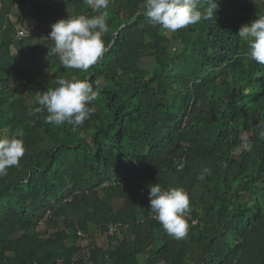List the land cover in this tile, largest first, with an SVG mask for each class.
<instances>
[{
	"label": "trees",
	"instance_id": "obj_1",
	"mask_svg": "<svg viewBox=\"0 0 264 264\" xmlns=\"http://www.w3.org/2000/svg\"><path fill=\"white\" fill-rule=\"evenodd\" d=\"M143 2L110 0L107 50L84 72L50 51L55 22L97 14L84 0H0V136L23 131L26 149L0 176V264H264V65L238 36L264 0H217L213 19L166 34ZM12 16L46 28L19 38ZM60 77L105 84L81 126L33 114ZM155 183L189 193L185 238L155 219Z\"/></svg>",
	"mask_w": 264,
	"mask_h": 264
},
{
	"label": "clouds",
	"instance_id": "obj_2",
	"mask_svg": "<svg viewBox=\"0 0 264 264\" xmlns=\"http://www.w3.org/2000/svg\"><path fill=\"white\" fill-rule=\"evenodd\" d=\"M84 3L97 14L69 15L55 22L50 32V39L54 42L50 51L65 69L87 72L103 57L108 47L103 34L109 30L107 9L110 0H84ZM218 7L217 0H144L142 4L149 23L153 27L159 26L165 34L213 19ZM29 33L27 30V35ZM238 36L247 42L250 59L264 65V15L242 25ZM177 51L176 46L169 49L170 54ZM55 83L56 87L37 95L35 100L39 106L33 109V114L46 110L45 122L56 126H81L95 114L94 102L105 87L101 79L93 83L88 78L60 77ZM23 137V131L0 136V176L6 175L9 168L18 166L25 155ZM182 159L186 162L185 157ZM207 175H211V168L205 166L198 179L204 180ZM149 188V207L155 213V219L168 235L185 238L192 211L189 193L183 187L162 188L159 183ZM98 241L100 245L104 244L103 238L99 237ZM112 242L116 244L115 240Z\"/></svg>",
	"mask_w": 264,
	"mask_h": 264
},
{
	"label": "built area",
	"instance_id": "obj_3",
	"mask_svg": "<svg viewBox=\"0 0 264 264\" xmlns=\"http://www.w3.org/2000/svg\"><path fill=\"white\" fill-rule=\"evenodd\" d=\"M27 35V31H25L24 29H21V28H18L17 29V37H19V38H23V37H25ZM186 121H187V119H186ZM186 121L184 122V124H183V126H185V124H186ZM183 161H184V159H183ZM183 167V163L179 166V169H181ZM131 176H133V175H131ZM194 223H196V222H194ZM127 229V227L126 226H122V225H120V224H113V225H111L110 226V230H109V234L110 235H117V236H120L121 235V233H122V231H124V230H126ZM78 235H80V236H82V237H85L86 239H88L89 238V235L88 234H84V233H82L81 231H79L78 232ZM95 236V238L98 240V238L99 237H101V238H103V240H104V244H102L101 246L105 249V250H108V249H110V247L112 246V245H110L109 243V239H108V237L107 236H105V235H100V234H95L94 235ZM87 240H85L84 242H86ZM90 247V245H88V248ZM86 254L88 255V257H89V255H90V253L89 252H86Z\"/></svg>",
	"mask_w": 264,
	"mask_h": 264
},
{
	"label": "rangeland",
	"instance_id": "obj_4",
	"mask_svg": "<svg viewBox=\"0 0 264 264\" xmlns=\"http://www.w3.org/2000/svg\"><path fill=\"white\" fill-rule=\"evenodd\" d=\"M12 19L16 21L15 17H13V16H12ZM16 25H17L18 27H20V28H23V29L26 30V31H27V30H28V31H31V30H34L35 28H37L39 31H42V30H44V28H46L45 25H43V24H39V23H37V22H32V23H30L29 26H27V28L24 27V26H21V25L19 24V22H17V21H16ZM42 32H43V31H42ZM137 196H138L139 199H142V198H143V190H142L141 188L137 190ZM93 230H95V229H93ZM125 233H126V232H125ZM127 234H128V233H127ZM124 238H125V234L119 236V237H118V241L121 242V241L124 240ZM119 242H118V243H119ZM159 242H160V238H159V236L157 235V236H156V241H155V243H154V247H155V246H158V245H159Z\"/></svg>",
	"mask_w": 264,
	"mask_h": 264
}]
</instances>
